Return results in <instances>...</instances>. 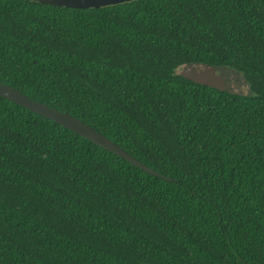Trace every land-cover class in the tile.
I'll list each match as a JSON object with an SVG mask.
<instances>
[{
  "label": "trees",
  "instance_id": "1",
  "mask_svg": "<svg viewBox=\"0 0 264 264\" xmlns=\"http://www.w3.org/2000/svg\"><path fill=\"white\" fill-rule=\"evenodd\" d=\"M0 82L170 178L0 96V264H264V0H0Z\"/></svg>",
  "mask_w": 264,
  "mask_h": 264
},
{
  "label": "water",
  "instance_id": "2",
  "mask_svg": "<svg viewBox=\"0 0 264 264\" xmlns=\"http://www.w3.org/2000/svg\"><path fill=\"white\" fill-rule=\"evenodd\" d=\"M41 3L53 4L58 6H67L73 8H99L103 6L115 5L123 2H129L132 0H36ZM217 73L214 74L218 78V73L221 75L226 70L221 71L218 69ZM222 77V76H221ZM220 77V78H221ZM231 77L233 78V83L235 84V89H231L233 92L246 95L249 91V84L246 79L237 71H233ZM0 96L7 98L31 111H34L44 117H47L54 122L70 129L71 131L83 136L84 138L92 141L98 146L109 150L116 155L124 158L125 160L131 162L132 164L138 166L139 168L159 176L161 178L170 179L167 176L158 173L146 164L142 163L134 156L130 155L124 148L119 146L109 137L101 133L100 131L94 129L89 124H86L81 119L57 108L51 107L41 101L30 98L25 93L19 91L15 87L8 85L6 83L0 82Z\"/></svg>",
  "mask_w": 264,
  "mask_h": 264
},
{
  "label": "rangeland",
  "instance_id": "3",
  "mask_svg": "<svg viewBox=\"0 0 264 264\" xmlns=\"http://www.w3.org/2000/svg\"><path fill=\"white\" fill-rule=\"evenodd\" d=\"M177 72L196 80L211 81L226 88L235 89V82L233 83L232 74L229 70L221 75L218 73V78L214 76L217 73L216 70L200 64L183 65L177 69Z\"/></svg>",
  "mask_w": 264,
  "mask_h": 264
}]
</instances>
